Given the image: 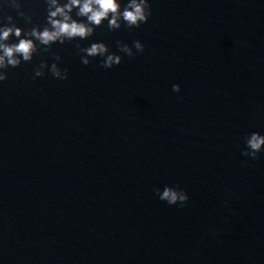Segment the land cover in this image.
<instances>
[{"label":"water","instance_id":"95a60500","mask_svg":"<svg viewBox=\"0 0 264 264\" xmlns=\"http://www.w3.org/2000/svg\"><path fill=\"white\" fill-rule=\"evenodd\" d=\"M150 3L140 28L81 41L139 39L119 65L85 66L65 43L66 80L32 79L51 53L7 70L0 264H264V154L241 155L264 132V0ZM22 10L44 22L42 0ZM164 184L186 204L160 201Z\"/></svg>","mask_w":264,"mask_h":264},{"label":"clouds","instance_id":"9594fccd","mask_svg":"<svg viewBox=\"0 0 264 264\" xmlns=\"http://www.w3.org/2000/svg\"><path fill=\"white\" fill-rule=\"evenodd\" d=\"M42 5L45 16L41 24L22 10L23 0H0V83L6 81L9 68L48 53L52 55L51 63L41 59L33 66L32 79L44 76L47 71L54 79L66 80L68 69L60 66L61 56L52 51L53 45L73 44L81 64L87 66L96 58L105 69L119 65L125 56L133 58L144 51L139 39L131 45L116 40V52L102 40H92L83 46L81 41L88 40L100 26L108 31L140 28L151 15L150 0H42ZM6 9L13 10L25 27L19 26ZM172 91L179 92L180 85L172 84ZM258 154H264V132L251 131L244 137L241 155L255 160ZM154 194L169 206H183L189 199L178 185L164 184L155 188Z\"/></svg>","mask_w":264,"mask_h":264}]
</instances>
